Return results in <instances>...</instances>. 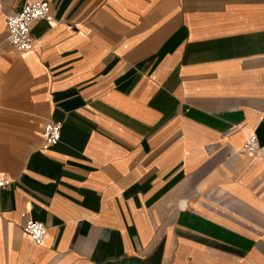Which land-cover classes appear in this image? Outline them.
<instances>
[{
  "label": "crops",
  "instance_id": "obj_1",
  "mask_svg": "<svg viewBox=\"0 0 264 264\" xmlns=\"http://www.w3.org/2000/svg\"><path fill=\"white\" fill-rule=\"evenodd\" d=\"M48 1L19 51L0 0V264H264V0Z\"/></svg>",
  "mask_w": 264,
  "mask_h": 264
},
{
  "label": "built area",
  "instance_id": "obj_2",
  "mask_svg": "<svg viewBox=\"0 0 264 264\" xmlns=\"http://www.w3.org/2000/svg\"><path fill=\"white\" fill-rule=\"evenodd\" d=\"M51 19L50 3L48 0H23L21 7L5 18L7 38L10 44L19 51L30 50L33 46L31 25L35 20ZM61 134V121L48 120L42 126V137L45 145L55 144ZM262 148L259 137L255 132L249 134L241 146L242 152L249 154L258 153ZM10 182V178L0 175V186ZM25 212H22L24 214ZM23 231L31 238L32 242L42 243L47 228L43 221L28 217L22 225Z\"/></svg>",
  "mask_w": 264,
  "mask_h": 264
}]
</instances>
